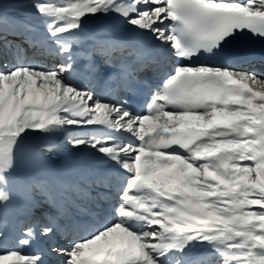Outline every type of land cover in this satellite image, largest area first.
<instances>
[{"label": "snow or ice", "instance_id": "snow-or-ice-1", "mask_svg": "<svg viewBox=\"0 0 264 264\" xmlns=\"http://www.w3.org/2000/svg\"><path fill=\"white\" fill-rule=\"evenodd\" d=\"M256 42L264 0H0V264H264Z\"/></svg>", "mask_w": 264, "mask_h": 264}, {"label": "bare ground", "instance_id": "bare-ground-1", "mask_svg": "<svg viewBox=\"0 0 264 264\" xmlns=\"http://www.w3.org/2000/svg\"><path fill=\"white\" fill-rule=\"evenodd\" d=\"M111 35L117 37L116 33H113ZM57 138H59V137L58 136L47 137V138L30 137V139H28V144H29V146H40L43 144L51 143L52 141L54 142ZM59 159L65 163H70V164L74 165L81 172L86 173L87 167H91L92 169L94 168V162H93L92 155L81 156L78 154V152H75V151L71 152V154L61 152ZM88 171H89V169H88ZM76 178L80 179V177H76Z\"/></svg>", "mask_w": 264, "mask_h": 264}, {"label": "rangeland", "instance_id": "rangeland-1", "mask_svg": "<svg viewBox=\"0 0 264 264\" xmlns=\"http://www.w3.org/2000/svg\"><path fill=\"white\" fill-rule=\"evenodd\" d=\"M59 138H57L54 142L52 141L51 143H57V144H59L63 139H64V137L63 136H58ZM28 139H30V137L28 138ZM51 143H48V144H51ZM90 152L89 151H81V152H78V154L79 155H81V156H88V155H91V153L89 154ZM69 154H71V152H69ZM82 154H84V155H82Z\"/></svg>", "mask_w": 264, "mask_h": 264}]
</instances>
